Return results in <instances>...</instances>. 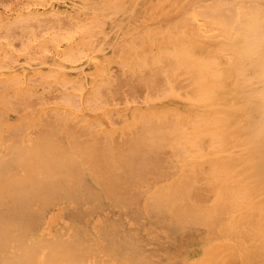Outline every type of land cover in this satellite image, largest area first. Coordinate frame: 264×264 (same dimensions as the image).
<instances>
[{"label": "bare ground", "instance_id": "1", "mask_svg": "<svg viewBox=\"0 0 264 264\" xmlns=\"http://www.w3.org/2000/svg\"><path fill=\"white\" fill-rule=\"evenodd\" d=\"M0 40V264H264V0H30Z\"/></svg>", "mask_w": 264, "mask_h": 264}, {"label": "rangeland", "instance_id": "2", "mask_svg": "<svg viewBox=\"0 0 264 264\" xmlns=\"http://www.w3.org/2000/svg\"><path fill=\"white\" fill-rule=\"evenodd\" d=\"M29 2L30 0H0V14L1 13L8 14L9 16H11L15 8H17L21 4H28ZM1 39H3L2 36ZM11 42L14 47H18L21 44L14 37L11 38ZM2 50L3 47L0 48V51ZM11 116H14V113H11ZM110 208L113 209L114 214L120 213L122 222L127 224L128 227H130L133 224L134 218L136 217H138L139 219L140 229H143L148 225V219L144 216L139 215L138 210L134 208L127 210L120 207V205L117 203H113V205L106 204L105 206L102 207L101 212L105 214ZM111 225L114 226V223L112 221H111ZM127 228H123L122 230L125 231V229ZM197 230L198 227L192 226L189 227L185 233L181 231H177L175 229L161 232L158 236L162 238V243H163L162 249L164 250V253L176 254L177 252H180L181 254L186 255L192 250L194 244L204 245L207 239L205 237H201L200 241H197L196 239Z\"/></svg>", "mask_w": 264, "mask_h": 264}]
</instances>
